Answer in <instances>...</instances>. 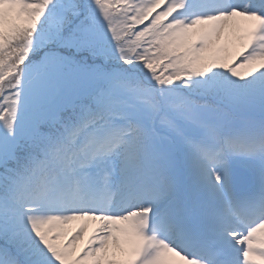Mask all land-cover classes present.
Wrapping results in <instances>:
<instances>
[{
	"label": "snow or ice",
	"instance_id": "obj_1",
	"mask_svg": "<svg viewBox=\"0 0 264 264\" xmlns=\"http://www.w3.org/2000/svg\"><path fill=\"white\" fill-rule=\"evenodd\" d=\"M0 264H264V0H0Z\"/></svg>",
	"mask_w": 264,
	"mask_h": 264
}]
</instances>
